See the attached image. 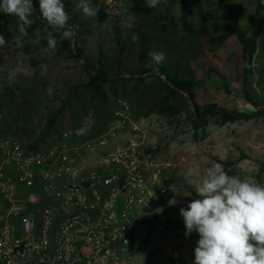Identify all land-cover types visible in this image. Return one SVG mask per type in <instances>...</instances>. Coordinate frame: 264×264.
<instances>
[{"label":"rangeland","instance_id":"rangeland-1","mask_svg":"<svg viewBox=\"0 0 264 264\" xmlns=\"http://www.w3.org/2000/svg\"><path fill=\"white\" fill-rule=\"evenodd\" d=\"M120 1V15L114 17L120 19L122 35L128 37L134 28L148 32L152 37L151 46L160 48L167 64L170 62L167 47L177 46L184 58V67L194 72V98L199 105L254 110L242 95V49L234 37L213 44L207 38L190 41L179 34L173 41L169 33L156 35L149 18L131 14L127 0ZM231 3L234 12L241 15L239 25L245 27L244 16L256 10L255 0H231ZM89 4L104 11L108 17H104L103 23H97L93 33L85 38L83 56L96 62L100 48L104 63L112 66L113 74H120L115 85L100 88L108 95L106 106L101 108L95 96L83 93L82 86L89 83V78L82 62L55 57V51L49 54L40 44L25 52L17 23L11 15L0 12V35L6 41L0 48V137L16 138L30 148L43 131L49 113L58 111L57 124L41 150L58 140L63 131L84 124L88 128L86 133L67 142L77 140L79 145L82 140L103 134L105 153L131 143L143 144L153 150L159 163L166 164L160 180L171 188V199L175 197L176 201L169 207L176 209L171 216L179 220L181 227L166 228V220L162 219L153 228L138 229L140 250L135 256V264H164L173 251L194 256L199 236L195 231L185 236L180 208H186L191 202L190 189L196 191V184L213 163L231 162L234 174L241 178L253 176L258 183L264 184V174L257 179L260 163L264 162V117L231 126L219 125L212 119L203 131L195 132L187 120V104L177 116L159 114L155 108L175 104V97L170 96L157 75H139L138 52L134 45L128 47L121 65L118 64V51L109 23L112 15L102 0H89ZM211 5L217 11L221 32L232 30L236 25L233 14L226 11L219 0H211ZM171 14L177 16L179 7H174ZM252 34L257 36L258 48L253 59L250 93L260 106H264V36L254 29ZM33 62L39 65L33 66ZM41 65H46L47 70H42ZM10 91H13L12 97ZM94 127L98 131L91 135ZM82 163L78 160L79 166Z\"/></svg>","mask_w":264,"mask_h":264},{"label":"built area","instance_id":"built-area-1","mask_svg":"<svg viewBox=\"0 0 264 264\" xmlns=\"http://www.w3.org/2000/svg\"><path fill=\"white\" fill-rule=\"evenodd\" d=\"M255 3L252 30L264 36V0ZM102 4L120 15V0ZM87 129L65 130L44 150L0 137V264H135L138 229L165 220L166 164L131 143L79 166L77 153L90 146L67 140ZM164 264H194V256L173 251Z\"/></svg>","mask_w":264,"mask_h":264},{"label":"trees","instance_id":"trees-1","mask_svg":"<svg viewBox=\"0 0 264 264\" xmlns=\"http://www.w3.org/2000/svg\"><path fill=\"white\" fill-rule=\"evenodd\" d=\"M219 1L223 8L231 12L235 18V27L227 33H222L220 30L217 11L212 7L211 0H160V3L155 8L147 7L146 0H127L131 14L149 18L156 35L169 33L173 41L177 40L179 34L187 36L190 41H195L200 37L207 38L213 44H220L228 38L234 37L242 49V95L245 102L254 108L253 111L229 110L217 104L199 105L194 98V72L184 67V58L181 56V50L177 46L171 44L167 47L170 61L168 64L164 61L162 64L156 65L152 62L149 53L160 52V48L158 46H151V35L144 30L134 28L130 30L128 37H124L119 25L120 19L109 16V23L113 34L112 39L119 56L118 64L121 65L122 58L126 55L128 47L134 45L138 52L139 75L144 77L147 75H157L162 85L169 91L170 96L175 97V104L171 105L167 103L155 109L161 115L177 116L182 113L183 105L187 104L189 107L187 120L190 123L191 129L195 132L203 131L208 121L212 119L219 125L231 126L235 123L264 117V106H260L259 102L255 101L250 93V81L254 76L253 59L258 48L257 36L252 34V28L258 24L256 19L257 12L245 15L244 21L246 25L242 27L239 25L241 15L239 12H234L231 0ZM31 2L34 9L30 17L32 24L27 28V34L21 33L24 51L27 52L35 44H40L48 49L47 34L48 32H52L57 41L54 56L77 59L82 62L83 69L89 78V83L82 86L84 89L83 93L95 96L100 107L104 108L108 103V95L100 88L110 84L115 85L119 81L120 74H113L112 66L104 63L103 53L100 48L98 50L99 58L96 62H93L88 57L83 56L84 51L82 47L85 38L93 33L95 25L103 23L104 19L108 17L106 13L104 14V11L98 10L95 17H89L84 15L82 9L77 7V5L81 4L80 0H62L65 11L69 15L68 26L76 29L74 41H69L61 39L62 30L52 28L42 19L39 12V0H31ZM174 7H179V14L177 16L171 14V10ZM11 18L17 23V29L19 30L21 22L16 16L11 15ZM37 31H39V36L35 35ZM190 49L191 45L188 50ZM32 64L33 66L39 65L36 62ZM149 64H151V67H149ZM12 95L13 91H10V97ZM166 100H170V98ZM262 102L264 103V94ZM82 112H84L83 106ZM59 115L60 112L58 111L49 113L46 117L43 131L33 141L31 149H36L47 141L57 124ZM219 163L223 165L226 172L228 171V175H236L231 170L233 166L231 162ZM262 174H264V162L260 163L258 180ZM190 194L192 199L199 198L193 189H190ZM175 213V208L168 209L165 207L163 214L166 220V228L181 227L179 220L171 216Z\"/></svg>","mask_w":264,"mask_h":264},{"label":"clouds","instance_id":"clouds-1","mask_svg":"<svg viewBox=\"0 0 264 264\" xmlns=\"http://www.w3.org/2000/svg\"><path fill=\"white\" fill-rule=\"evenodd\" d=\"M159 3L160 0H146V6L151 8ZM77 7L89 17H95L98 11L89 0H82ZM0 12L16 16L21 22L19 31L27 34L34 12L31 0H0ZM39 12L48 25L62 30L61 39L74 41L76 29L68 26L69 15L62 0H39ZM35 35L39 36V31ZM47 44L51 54L57 45L52 32L47 34ZM5 45L0 35V48ZM149 56L156 65L166 59L163 52H150ZM41 68L47 70L46 65ZM195 187L199 198L179 210L185 236L193 231L199 236L194 264H264V184L253 176L228 175L221 163H213ZM175 202L173 197L169 206Z\"/></svg>","mask_w":264,"mask_h":264},{"label":"crops","instance_id":"crops-1","mask_svg":"<svg viewBox=\"0 0 264 264\" xmlns=\"http://www.w3.org/2000/svg\"><path fill=\"white\" fill-rule=\"evenodd\" d=\"M98 131V128L94 127L93 128V132L91 133V135L95 132ZM105 135L101 134L97 137H91L88 140H82L81 144L79 145H83V144H89L90 148H85V151H82L81 153H77L75 160H85V163H88V160H96L98 155L105 153V140L104 137ZM103 140V142H102ZM69 143L72 146H78L77 140H72L69 141ZM42 147V146H40Z\"/></svg>","mask_w":264,"mask_h":264}]
</instances>
